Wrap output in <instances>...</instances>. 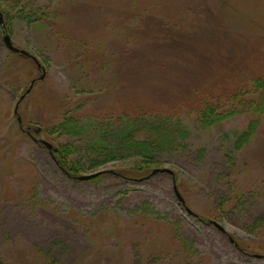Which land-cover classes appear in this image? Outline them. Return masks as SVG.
<instances>
[{
    "label": "rangeland",
    "instance_id": "rangeland-1",
    "mask_svg": "<svg viewBox=\"0 0 264 264\" xmlns=\"http://www.w3.org/2000/svg\"><path fill=\"white\" fill-rule=\"evenodd\" d=\"M0 13V264H264V0Z\"/></svg>",
    "mask_w": 264,
    "mask_h": 264
},
{
    "label": "water",
    "instance_id": "water-1",
    "mask_svg": "<svg viewBox=\"0 0 264 264\" xmlns=\"http://www.w3.org/2000/svg\"><path fill=\"white\" fill-rule=\"evenodd\" d=\"M4 40L6 41V43H7V45L11 48V45H10V43H9V39H8V37H6L5 36V38H4ZM34 81V80H33ZM32 81V82H33ZM23 96V95H22ZM89 178V176L87 175V176H82L81 177V179H88ZM175 193H176V195H177V197L179 198V200H182V197H181V195L178 193V191H177V189L175 188ZM188 210V209H187ZM188 212H190V210H188ZM216 226H217V228H219L220 230H223V228L221 227V226H219L218 224H216Z\"/></svg>",
    "mask_w": 264,
    "mask_h": 264
}]
</instances>
